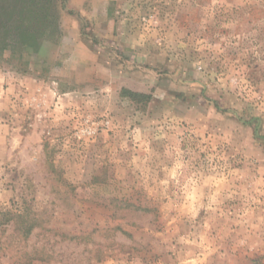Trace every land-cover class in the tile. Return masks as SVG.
I'll return each instance as SVG.
<instances>
[{
    "label": "rangeland",
    "instance_id": "374dc122",
    "mask_svg": "<svg viewBox=\"0 0 264 264\" xmlns=\"http://www.w3.org/2000/svg\"><path fill=\"white\" fill-rule=\"evenodd\" d=\"M0 264H264V0H0Z\"/></svg>",
    "mask_w": 264,
    "mask_h": 264
},
{
    "label": "trees",
    "instance_id": "16d2710c",
    "mask_svg": "<svg viewBox=\"0 0 264 264\" xmlns=\"http://www.w3.org/2000/svg\"><path fill=\"white\" fill-rule=\"evenodd\" d=\"M129 95H132V97H136V94H129ZM2 216L5 218L4 221L7 224H9L10 221H13V218L14 217H17L19 219H22L21 224L19 226H17V230L18 231H21L22 232V235H24L26 237L31 233L34 225H31V224L30 225H26L25 222H24V216L23 215L11 214V212L5 211ZM16 223H18V222H16ZM16 223L13 222V225L15 226Z\"/></svg>",
    "mask_w": 264,
    "mask_h": 264
}]
</instances>
